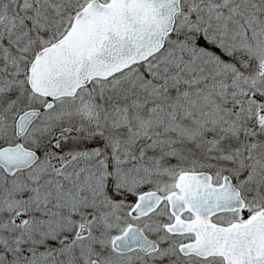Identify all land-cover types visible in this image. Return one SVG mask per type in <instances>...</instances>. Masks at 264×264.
<instances>
[{
  "label": "snow or ice",
  "instance_id": "6c2138e0",
  "mask_svg": "<svg viewBox=\"0 0 264 264\" xmlns=\"http://www.w3.org/2000/svg\"><path fill=\"white\" fill-rule=\"evenodd\" d=\"M0 264H264V0H0Z\"/></svg>",
  "mask_w": 264,
  "mask_h": 264
}]
</instances>
